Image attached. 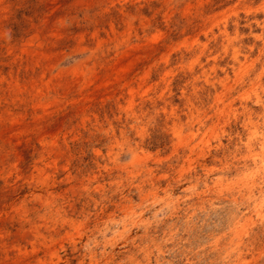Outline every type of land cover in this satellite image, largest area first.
I'll use <instances>...</instances> for the list:
<instances>
[{
  "label": "rangeland",
  "instance_id": "obj_1",
  "mask_svg": "<svg viewBox=\"0 0 264 264\" xmlns=\"http://www.w3.org/2000/svg\"><path fill=\"white\" fill-rule=\"evenodd\" d=\"M0 264H264V0H0Z\"/></svg>",
  "mask_w": 264,
  "mask_h": 264
}]
</instances>
